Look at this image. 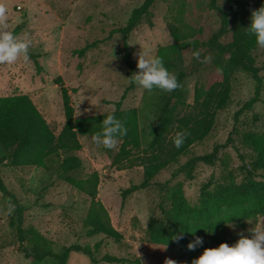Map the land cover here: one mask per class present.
<instances>
[{
  "label": "rangeland",
  "instance_id": "1",
  "mask_svg": "<svg viewBox=\"0 0 264 264\" xmlns=\"http://www.w3.org/2000/svg\"><path fill=\"white\" fill-rule=\"evenodd\" d=\"M143 0H0L7 8L9 30L30 41L29 51L39 52L42 70L34 60L19 56L11 63L0 62V95L15 92L28 93L42 111L55 133L64 123V110L60 87L54 82L61 75L70 88L76 116L112 110L130 83L128 67L123 58L122 37L111 29L123 25L131 10ZM209 0H156L152 16L143 18L130 32L128 41L136 64L139 50L155 54L159 44L173 40L172 28L177 26L182 34L192 33L207 19L216 22L208 9ZM249 4L254 5V1ZM215 20V21H213ZM99 40L83 56L74 48ZM256 63L261 66V89L258 98L247 107L245 103L255 95L257 80L245 71H237L232 78L231 97L227 106L218 110L215 124L202 140L163 167L155 180L180 181L187 199L195 203L200 185L208 179L240 178L243 167L252 156V150L242 139L246 130H262L264 124V47L253 49ZM194 76L187 78V101L181 109H190L193 101ZM161 94L138 85L132 86L122 99V107H136L142 129L140 149L125 166L112 163L113 154L121 140L112 147H104L92 136H79L82 147L74 151L83 160V167L75 170L76 176H86L93 170L100 173L97 198L108 209L112 224L123 233L116 241L102 233L86 234L84 218L91 197L77 187L58 178L55 173L38 165L14 166L4 160L0 172L6 185L14 191L18 203L0 193V264H58L53 256L42 260L26 258L18 249L14 230L9 224L12 215L20 216L23 226H34L51 243L55 251L72 243L90 244L97 257L108 252L127 257L128 261L100 264H165L166 259L177 262L183 257L179 247L148 240L146 226L150 215H159L158 204L165 191L157 184L132 192L122 198L121 190L143 176V165L137 155L143 153L152 138V124ZM177 129H172V138ZM218 146L213 163L198 161L191 169L173 175L178 167L195 154L210 152ZM65 152L61 153V156ZM4 148L0 144V157ZM264 223V214L256 224ZM255 224V225H256ZM99 243L98 248L94 247ZM234 243V242H232ZM231 243V244H232ZM203 252L199 251L198 256ZM197 256V257H198ZM139 262H137V260ZM66 264H97L83 252L70 253Z\"/></svg>",
  "mask_w": 264,
  "mask_h": 264
},
{
  "label": "trees",
  "instance_id": "2",
  "mask_svg": "<svg viewBox=\"0 0 264 264\" xmlns=\"http://www.w3.org/2000/svg\"><path fill=\"white\" fill-rule=\"evenodd\" d=\"M156 0H143L135 6L123 25L111 29L109 34L119 33L122 37L123 58L128 67L130 83L121 99L115 101V108L100 113L76 116L71 100L70 88L61 75L54 78L62 96L64 123L55 133L48 120L26 92L0 95V144L4 154L0 163L6 160L11 165H38L56 174L58 178L77 187L91 197L84 223L86 234L103 235L119 241L123 233L112 222L108 209L97 198L100 173L98 170L86 176H76L73 172L83 167L82 158L74 151L82 147L79 136L92 134L101 127L103 116L111 113L119 118L127 129L120 139L118 150L113 154L112 163L125 166L135 156L134 149L142 144V129L139 112L136 107H122L126 92L135 85L132 74L136 64L132 58V49L128 41L129 34L142 21L152 16L151 7ZM254 1V5L249 4ZM264 4V0H209L208 9L212 19L202 23L190 34H182L177 26L172 28L173 40L159 44L155 54L162 57L165 66L177 78L178 87L165 91L154 87L161 94L152 124V138L143 153L137 155L143 165V176L139 182L131 183L121 190L122 198L151 184H157L165 191V198L158 204L159 215H150L146 226L148 240L179 247L183 257L177 264H191L199 251L206 247L218 246L221 242L231 244L238 234L256 224L257 218L264 214V124L262 130H246L242 133L244 144L253 154L243 167L240 178L237 175L227 179H208L200 185L199 198L191 203L184 194L180 181H157L155 175L189 146L205 138L212 130L218 110L227 106L231 97L232 78L237 71H245L257 80L255 95L245 105L250 107L258 98L261 89V66L256 63L253 49L257 45L255 36L248 30L251 12ZM213 20V21H215ZM99 40H93L84 46L74 48L73 52L83 56ZM199 49V58L192 55ZM38 71L41 53L28 50ZM208 56L207 60L204 57ZM194 76L193 101L190 109H181L189 105L187 101V78ZM264 116V114H263ZM186 131L184 142L177 148L169 132ZM218 146L212 151L195 154L182 163L173 175L191 169L198 161L213 163L217 157ZM65 152L61 156V153ZM112 154V148L109 149ZM0 193L10 198L14 204L18 198L4 182L0 172ZM14 230L18 249L26 258L42 260L53 256L58 264H66L71 252H83L91 262H123L129 259L111 253L97 257L90 244L72 243L55 251L51 243L34 226H23L21 217L12 215L9 221ZM174 236H182L176 240ZM196 236L203 243L194 249H188L187 243ZM99 243L95 244L98 248ZM139 262L138 259H136Z\"/></svg>",
  "mask_w": 264,
  "mask_h": 264
},
{
  "label": "clouds",
  "instance_id": "3",
  "mask_svg": "<svg viewBox=\"0 0 264 264\" xmlns=\"http://www.w3.org/2000/svg\"><path fill=\"white\" fill-rule=\"evenodd\" d=\"M248 30L254 34L258 46L264 47V4L253 9L250 17ZM30 41L20 38L9 30L7 8L0 2V62L11 63L19 56L25 58L28 55ZM192 55L199 58V49L193 51ZM208 56L204 57L207 60ZM136 71L132 74L133 80L147 90L154 87L170 91L178 87L176 75L164 64L162 57L151 55L147 49L139 50ZM101 127L92 134V140L102 144L106 148H112L117 137L126 134L122 121L109 113L100 121ZM186 131H178L173 139L174 145L179 148L184 142ZM242 230L239 238L232 244L221 242L215 247H206L191 264H264V223L256 224L246 230ZM176 240L182 236H174ZM203 243L201 236L187 243L188 249H194ZM165 264H176L172 259H166Z\"/></svg>",
  "mask_w": 264,
  "mask_h": 264
}]
</instances>
